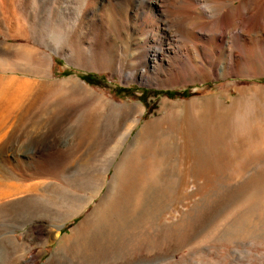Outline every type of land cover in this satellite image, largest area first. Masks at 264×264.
Masks as SVG:
<instances>
[{"label": "rangeland", "instance_id": "rangeland-1", "mask_svg": "<svg viewBox=\"0 0 264 264\" xmlns=\"http://www.w3.org/2000/svg\"><path fill=\"white\" fill-rule=\"evenodd\" d=\"M132 1L133 2L137 1L136 3L141 4L137 8L139 10L138 14L140 17H142L143 20L146 21L147 13L151 12L149 14H152L151 16L152 19L148 21L147 24L153 25V23H155L156 20L160 17L164 22H166L168 25L173 27L172 29H174L175 32H177L178 37L176 36L177 37L176 38L174 36L176 42L178 43L179 40H182L185 44H188L189 46H192L193 42L197 40L199 44L205 43V42L203 43V40L200 41V39H198V37L194 34H192L193 38L191 39L189 38L187 33H189L190 30H192L190 28H193L194 24H196L194 25V27L196 28L200 27L202 29V27L204 26L203 28L205 30L204 29L203 30L209 33L208 31L211 32V30L215 27L214 25L217 26L218 21H220L219 18L217 19L216 15L213 16L217 12L215 10H218V8L220 7V9L221 8L223 9V12H226L228 10L227 7H229V5L232 6L231 8H234L233 5L230 4L229 0H199L198 2L199 4L195 3V6L199 11L198 14L191 12L188 9L186 10V7H184L182 0H167L162 7L163 12L159 13L156 10L154 11L148 10L145 4H143L142 0L140 1L132 0ZM219 1L220 2L222 1V3H220ZM15 2L16 3H14V0L13 1L0 0V44H1L0 73L7 75L18 74V75H24L25 77L28 78L30 77L34 78L33 77L34 75H31L29 73V71L36 72L34 66L32 65L33 59H32V53L29 50V46L32 47L36 46L48 54L49 67L52 74L51 77L53 79H58L57 80L58 83L67 81V79H69L70 81L69 83L68 81L67 83L63 82L68 85L67 91H64L60 95L58 93L51 94L48 96V98L46 97L47 101L45 100L44 102L45 105L56 104L59 113H61L59 118L57 116L58 114L57 115L55 114V116H57L58 119L57 122L52 125L51 131L47 132L46 133L47 135L42 136L37 141V143H41V142L43 143L46 140L45 151L42 149L38 151V148H36V150L34 151L15 153V154L19 153L18 155L15 156H17L18 159L20 158L19 160L21 166L24 168L23 170V168L21 167L23 171L30 170V173L32 170L33 171L36 170V172L41 171L40 174L47 176L48 179L51 181L53 180L54 183L57 182V185L56 183L55 184L53 183L54 187L48 191H43L44 189L45 190L47 189L46 187L42 188V186L41 187L38 186L40 189L36 187V191L39 190L37 192L38 195L36 196V198L30 201L31 203L26 202L21 204L20 207L15 211V214H17V218L19 217L18 220L24 221V219L26 220L28 218H31V216L32 217L35 216L38 218L40 217V222L43 223V225L45 223L44 228L46 227L45 230H47L48 226L52 225V222L55 219L57 220L58 218L63 216V212L66 209L67 202L73 200L72 199L73 193H78L81 194L82 196H88L90 194L92 188V185L90 184L93 183V178L98 176L99 175L98 173L101 172V169H103L101 166L109 165L107 180H110L112 177V173L114 171V165L119 162L118 166L120 167V165L122 164V168L118 167L119 172L117 171V176H116L117 182H115L117 185L114 184V188L112 190L113 195L111 193V196L109 198L110 200L112 197V199L109 201L110 204L108 202L109 206L110 205L112 206V204L113 206L112 207L111 206L109 207L108 205H107L108 207L106 206L107 208L106 210L108 211V212L106 211V214L108 216L109 214H111L110 216L112 217L107 216L106 220L104 221L103 218H105L106 214L104 215V213H102L104 216L103 215L100 216V217L103 216V218L100 219V222H102L101 221L102 219L103 222L101 224L99 222V227L97 226L98 228H96L95 230L98 232L94 233L97 235V236L95 235L96 238L94 235H93L94 238H92L91 236L93 231L90 232L88 231L87 232L88 236H86L85 232L84 233L81 232L78 238L80 242L84 241V239L86 238L87 240L86 239L85 240L87 242L84 241V243L85 242L87 244L89 243L88 244L89 246L85 243L87 247H84L82 245L83 249L80 247V252L78 246H76L74 249V246H72V244L71 246L64 245V249H62L61 247L62 250H60V248L57 250L58 243H63V241L65 240L63 239V237L68 236L71 233V227L78 224L80 220L83 219L85 215L88 214V212L93 208L94 203L99 201L101 195L104 193V191L107 188L106 185H104L100 194L95 197L94 202L90 203L83 213L75 216L74 218L68 221H65L64 224L61 225L60 234L58 235L57 239H53L49 241L47 240V236H43L42 240L40 239L37 240V242L35 243L28 244L25 247L26 255L23 257L24 264H44L46 260L50 256H52L53 253H55L56 250L59 251L60 253L62 251L63 257H60L58 256V254H56V256H54L55 259H53L54 264H194L195 260H201L203 262L219 261L224 263V262H230L231 260L234 259H241V257L245 255L249 249L251 250H255L257 248L260 249V247L264 245V216L251 218V216H249L248 214L245 215L246 213H243V215L240 214L237 216L235 215L234 217L231 216L225 218L223 217V214L215 213L214 215V212L211 211L207 214V211H209L210 209L212 210L213 206H214L213 208L215 207L219 208L220 206L226 207V204H228V203L225 204L222 203L223 204L222 205L221 203H218L215 195L213 194L214 192H212L213 189L216 190V188H221L223 183L226 182V179L224 180V178H226L225 174H227L229 170L232 172L234 169H236V171H233L235 173H237L240 170L242 172L243 171L247 172L248 170H252V168L254 167V161L257 159L256 156L260 155L261 153L263 154L264 149L261 152L260 151L255 152V155L253 153L254 151L252 152L253 154L251 153L252 155L248 151V153L245 154L246 158H242V161L240 162V164H238L239 167L238 166L236 167L237 155L231 154L229 150L226 149L225 138L221 139L219 145H221L222 150L225 149L224 151L226 152V154L224 153V151L220 149V146L216 148L217 150L211 151L214 148L213 143L216 142V138L213 132L211 130H209L210 132L208 131V129H210L208 125L204 124L203 126V123H201V125L200 124L197 125V123L199 122H196V123H192L191 125L193 133L195 135V139H194L195 142L193 146H191L190 148L188 147L190 149V151L188 152H190L189 154H191L189 155L191 160H190V164L189 162L187 164L189 165L188 167L190 169L185 168V166L177 167L176 165L172 164L170 159L167 160V158L169 157H167L166 141L163 140L160 141L161 139L160 136L162 135V133L157 131H155L157 133V136L155 137L150 136L153 141H150V143L146 145L144 148H142L141 151L140 150L136 151L133 148L132 150H129L127 152L128 154L127 153L125 154L126 156L124 155L126 157L125 159L124 156L122 157V159L120 158L128 142L132 140L133 136L144 125L147 124L146 126L147 129L149 127V130L151 129L154 130L152 126L154 127L155 123L158 122V120H160L159 117L162 115V111H163L162 101H161L162 98L166 97L172 100L182 101L184 103L187 101H191L194 98L203 99V96L205 94L217 91L219 88L218 82L220 80L215 78V75L213 73L211 74L198 73L194 77H190V76L187 77L185 79V82L184 80L183 82L181 80V81H177V83L176 82L172 83L171 85L169 84L166 86L165 85L158 86L141 80L139 81V79L136 78L131 79L128 76H126L122 70H120V72L119 70L117 71V69H115L117 65V61L119 62L120 60V62L124 64V67L122 68H125L126 61L129 60L127 54L126 55L121 54L122 53L121 50L123 48V46L121 45H126L129 50H134L136 49V45H137L136 42L141 38V36L150 35V37H152L151 39L157 40V38L158 37L160 38L162 34L161 32L156 31V29L153 28L152 26L151 27L147 26L146 29H143V31H141V26L139 25V22L136 20L131 22L132 29L123 30L120 26L122 21L120 5L119 6L111 5L107 0H100L96 5V7L98 12H100L99 15L101 19V25L103 24L102 25L103 28L110 30L114 34L115 33L120 34V37L116 39V43L114 45L113 52L115 53L112 52L113 53L111 56L112 58L111 57L109 58L111 61L110 62L111 65H108V68H106V65H103L102 67V65L99 66L96 63L93 64V59L89 55L86 56V58L82 57L83 61H81L82 59H80L81 56L72 55L70 56V60L72 62L70 60L69 62L67 60L68 57H66L65 55L64 57L62 56L63 54H59L58 52L56 53L55 50L53 51L52 47L50 45L48 46L47 42L54 38L55 36L54 31L58 26H59L58 28L62 31L61 32V36H62L63 30L60 27L63 28L66 26L67 27L71 26V24H74V22L76 21L78 23L82 21L81 22L82 25L86 22L83 25L82 30L86 26L87 28L85 27L83 30L84 34L87 35L86 31L88 29V35L86 37L88 38L89 36L92 35V34L90 35V33L92 32V28L89 26L90 23L88 22V20H84L81 18L82 17L81 13L83 12V8L86 5V0H17ZM238 3L243 4L244 2L242 0H232V4H238ZM16 8H19V13L22 14L21 17L23 16L22 18H25L24 21L25 20L30 21V23L25 21L24 26L30 27V29L32 30V34H28L27 36L24 34L22 35L20 30L23 28V24L20 25L21 23L20 21L19 23H17L18 20H16L15 18V16L18 14ZM201 14H204L203 16L204 19L200 16ZM79 17L81 18V21H79L80 20ZM201 18L202 20L206 19L208 21H206V23L204 24H201L199 22L201 21ZM211 21L214 22L212 23ZM206 28L208 29L206 30ZM63 29L65 30V28ZM185 33L187 35H185ZM210 45L214 47L215 43L212 42L210 43ZM210 45L207 44L206 46L209 47ZM87 48H89V46H87ZM1 53L4 54L1 55ZM213 56L214 57L218 56L217 52L216 53L214 52ZM74 60H76V62L78 60V62L75 63ZM84 60L85 61L87 60V63ZM113 60L114 62H112ZM83 62H85L86 64L85 65L82 64ZM95 64L98 65L97 68ZM31 65H32V69H31ZM210 69H213V67L211 66ZM112 70L115 71L113 72ZM87 73L93 74L95 78H97L96 81L95 82L88 81L84 77V75ZM121 74H122V78H121ZM235 76L236 75H231L227 79L223 80V82H225V86L228 85L233 88V83L236 80H240L239 85L241 86H247V85L251 86V85H260V84L264 85V75H261L259 77H244V78L238 76L235 77ZM124 77L126 80H124ZM71 78L76 80L78 84L74 83L73 80H72L73 83L71 84ZM61 80L62 82H59ZM55 83L57 84V82ZM78 85L79 87L80 86L82 87H80L79 89ZM84 86L85 88L87 87L86 90H88L89 92L84 90L85 89ZM72 87L75 88L76 91L80 92V94L78 93V96H75L77 92L75 91V89L72 91L73 89ZM84 91H86V93ZM232 93L234 94L235 92L232 91ZM83 94L86 95L83 96ZM90 95H92L91 96L92 98L95 97L94 99L95 102L98 101L97 99H99L100 97V101L104 100L101 98H108L114 103L122 106L139 103L143 106L142 107L143 110L142 113L138 114L139 115L138 122L136 123V125L133 126V128L126 136H124L125 135L124 128L127 127V122H125L119 117L117 111L113 112L114 111L113 110L110 111L111 114L106 113L103 116L102 120L101 118H99L98 120L99 123L96 126L93 135L90 136L89 138H84L82 140L80 139L79 145L70 146L67 148L65 147V145H61V144L59 145L60 138H63L65 134L72 133L73 130L72 128H74L76 124L73 122V119L75 118L77 119L78 117V120L82 121L81 119H83L82 118L83 115L85 116L89 111L87 109L91 107L90 106L91 104H94V100L92 99L93 100L92 101L89 97ZM91 101L93 103H91ZM86 106L88 108H86ZM81 111L83 115H81L82 114ZM106 115H108V117ZM185 118L186 116L184 113L182 115H178L176 120H181L180 122H184ZM40 120L41 118L39 119V121ZM42 126H44V124ZM167 130L169 131V127H167ZM39 132H36V137ZM255 135L256 134L253 133L252 137H256ZM69 136L71 140L72 134H70ZM119 137L120 139L122 138L124 139V140L122 139L123 142L119 139ZM155 138L159 140L160 143L158 142L155 143L154 142ZM240 140H239L240 147L242 146L241 148H243V145H245L246 141L248 140V137H242L240 138ZM121 143L122 145L118 149ZM194 146L196 148H193ZM148 147L150 149H148ZM157 150H158V154H157ZM114 152L115 155L113 154ZM216 152H218V154ZM109 153L114 155V157ZM148 153L150 154V156ZM152 153L153 156L151 157ZM200 153H201V157H200ZM131 155L132 156L134 155V157L132 158ZM215 155L219 156L220 158L222 156L223 157L222 159H218V157L215 158ZM249 155L251 156L249 157ZM226 156H228V158H226ZM1 158H3V160L13 159L8 152L3 153L1 155ZM110 158L113 159L110 160ZM152 158H154V160ZM133 159L134 162L132 163ZM148 159H151V161ZM193 159L195 166L193 165ZM217 159L218 161H216ZM135 160H137V162ZM147 161L149 162L153 161L157 165L156 166L157 168L159 165L157 162L160 161L159 162L160 165L157 171L155 170L156 168L152 169L153 166L151 164H153V162L150 163L149 165L150 168L152 166L151 168L152 172L153 170L156 171L153 172L155 174L151 172L153 176L149 175L150 168H147L148 165ZM200 162H202V165L200 164ZM155 164H153L154 167ZM27 166L28 169H26ZM205 166L208 169H206ZM120 170H122L123 172H121ZM173 170H176L175 173L179 171L178 173L180 175L178 176V174H176L177 176L176 177ZM27 171L25 172L29 173V171L28 172ZM218 171L219 174H221V178L219 179L213 178L212 175H210L211 177L207 175L204 178L207 181L204 182L203 178L199 177V175L201 176L200 173L202 172H203L202 175H205L213 172L218 173ZM166 172H167L166 174L167 177L165 175ZM172 172L174 173V175ZM145 173L148 174L146 175V177L151 179L150 180L151 183L148 180L146 182L145 180L146 178L144 175ZM40 174L37 173V175ZM62 174L63 175L65 174L66 176L64 177V179L62 178L63 177ZM168 174L170 175L171 178L169 177ZM37 177H39L37 178L38 180L47 179L46 177L44 178L43 176H37ZM40 177L41 178L43 177V179H40ZM172 177L173 178L176 177V178L173 180ZM153 178L154 180L157 179L155 180L157 181V183L153 182ZM168 178H170V180ZM248 178L249 177H247L246 179ZM253 178H255L256 180V178L259 177L252 176L251 181H255L253 180ZM28 180L29 182L32 181V179L31 180L28 179ZM124 180H126L127 182L131 180V182L129 184V182L127 183ZM261 180L262 179H260V181ZM138 181L141 183H139ZM25 182L28 181L25 180ZM210 186L212 187L211 189ZM170 187L172 188L170 189ZM205 189L208 191H206ZM213 195L215 199H213V197L211 198V196ZM258 200L256 201L257 205L256 204H254L255 206L253 204H252L253 206L251 205V208H253V210L256 209L257 207H259L258 209H260L264 206L262 200L261 203ZM237 203H239V200L234 202L231 206H234ZM135 204H137L136 207ZM209 206L211 207L210 209ZM12 213L14 212H7V213L0 212V230H2L5 225L8 226L12 223V221H14L11 218L15 214ZM202 214L206 218L202 217ZM208 216H210L212 219L209 218ZM242 216L243 217L246 216V217L243 218ZM110 218H112L110 220L111 222L109 221ZM204 219H208V220H206L205 222ZM223 220H225V222ZM220 221L223 223H221ZM217 223L223 225H219ZM25 225L15 227L14 229L13 235L18 240L19 239L21 240L23 238V231L28 226L27 224ZM217 225L220 226L218 230L215 228L218 227ZM142 226H144L145 228L144 229L142 228L141 231ZM98 235L100 236V238ZM90 239L91 241H89ZM95 239L100 240L101 242L103 241V243L101 244V248L108 247L105 251L107 253L104 252L102 256L100 255L98 257L97 256L90 257L87 254L84 255L85 254V252H83L84 249L90 248V244L93 246V244L96 242ZM121 239L125 241L124 247L121 246L122 245L120 242ZM220 247H226L227 254L221 253L220 255H214L209 253L210 248H220ZM100 251H102V249H100ZM78 255L80 256L78 257ZM104 255H106V258ZM208 255H210V258ZM229 255L231 259L229 258ZM225 256L226 258L228 257L229 259L227 258L226 260Z\"/></svg>", "mask_w": 264, "mask_h": 264}, {"label": "bare ground", "instance_id": "bare-ground-1", "mask_svg": "<svg viewBox=\"0 0 264 264\" xmlns=\"http://www.w3.org/2000/svg\"><path fill=\"white\" fill-rule=\"evenodd\" d=\"M15 1L17 0H14V3H16ZM99 1L100 0H86V5L85 7L83 6L84 7L83 12L81 13L82 17L80 15L82 19L88 20V22L90 23L89 26L92 28V32L90 33V35L92 34L91 36H89L88 38L86 37L88 35V29L86 31L87 35L84 34L83 30L86 26L83 28V30H82V27L86 22L82 25L81 18L79 17L80 18L79 21H81L80 23H78L75 20L76 22H74V24H71V26H68V27L66 26L67 28L63 27L65 28V30L62 27H60L63 30L62 36H61L62 31L58 28L59 27L58 26L56 30L54 31L55 32L54 38L47 42L48 46L50 45L53 51L55 50L56 53L58 52L59 54H63L62 56L65 55L66 57H68L69 58V59L67 58L68 61L70 60V56L72 55H79L81 56L80 59H82V57L86 58V56L89 55L93 59V64L96 63L99 66L102 65V67L103 65H106V68H108V65H111L110 64L111 61L109 58L112 56L113 53H115L113 52L114 45L116 43V39L120 37V34L119 33L114 34L110 30L104 29L102 26L103 24L101 25V19L99 15L100 12H98L97 7H96ZM107 1L111 5H114V6L120 5L121 17H122L120 26L123 30L132 29L131 22L136 20L139 22V25L141 26V31H143V29H146L147 26L148 27L152 26L153 28L156 29V31L161 32L162 34V36L160 38L158 37L157 40L151 39L152 37H150V35L141 36V38L136 42L137 45H136V49L134 50H129L126 45H121L123 46L121 50L122 52L121 54L122 55L127 54L128 55L127 57H129V60L126 61L125 68H122L124 67V64H122L120 60L119 62L117 61V65L115 67L117 71L119 70L120 72V70H122L123 73H125V75L131 79L136 78V79H139V81L141 80V81L155 84L158 86L159 85L166 86L169 84L171 85L172 83H175V82L177 83V81H181V80L182 82L183 80L185 82V79L187 77L189 76L194 77L198 73H202V74L213 73L215 75V78L220 80L218 82V85H219L218 90L212 93L205 94L203 96V99L194 98L191 101H187L183 103L182 101H176V100H172L166 97L162 98L161 101H162L163 111H162V115L159 117L160 120H158V122L155 123L154 127L152 126L154 130L152 129L149 130V127L148 129L146 127L147 124L144 125L133 136L132 140L128 142L126 148L123 151V154L120 157L121 159L129 150H132L133 148L136 151L138 150L141 151V149L144 148L146 145H148L150 141H153L150 136H154V137L157 136V133L155 132L157 131V132L162 133L161 135L162 137L160 136L161 138L160 141L162 140L166 141L167 157H169L167 158V160L170 159L172 164L176 165L177 167L185 166V168L190 169L187 163L189 162L190 164L191 159L189 155L191 154H189L190 152L188 151H190L189 148L193 146L195 142L194 141L195 135L193 133L191 125L192 123H196V122H199L197 123V125L199 124L201 125V123H203V126L204 124L208 125L210 128L208 129V131L211 130L213 132L216 138V142L213 143L214 148L211 151L217 150L216 148H218V146H220V149H221L222 147L221 145H219V143L222 138H225L226 149H228L231 154L237 155L236 156V159H237L236 167L237 166L239 167L238 164H240V162L242 161V158H246L245 154H247L248 151L250 152V154L254 151L253 153L255 155V152L257 151L261 152L264 149V85L260 84V85H251V86H248V85L241 86L239 85L240 80H236L234 81L233 88H232L228 85L225 86V82H223V80L227 79L231 75H236L238 77H243V78L244 77H259L261 75H264V0H242L244 2L243 4L242 3L232 4V0H229L230 4L233 5L234 8H231L232 6L229 5V7H227L228 10L226 12H223V9L222 8L220 9V7L218 8V10H215L217 12L215 14L213 13L214 14L213 16L216 15L217 19L219 18L220 21H218L217 26L214 25L215 27L214 28L212 27L213 29L211 30V32L208 31L209 33H207L206 31H204L205 30L203 28L204 26L203 27L201 26L202 29L200 27L198 28L194 27V25L196 24L193 25V28H190L192 30H190V32L187 33L190 39L193 38L192 34H194L198 37V39H200V41L203 40V43L205 42L204 43L205 45L202 43L199 44L197 40L193 42L192 46L185 44L182 40H179V39L177 43L176 39H174L176 36L178 37L177 32H175L174 29H172L173 27H171L166 22H164L160 17L156 20L155 23H153V25L147 24V22L152 19L151 18L152 14H149L151 12H148L146 15V21L143 20L142 17H140L138 14L139 10L137 7H139L141 4L136 3L137 1H134V2L132 0H107ZM142 1H143V4H145V6L148 8V10L150 11L156 10L157 12L160 13V12H163L162 7L166 3L167 0H142ZM182 2L184 4V7H186V10L188 9L191 12L199 14V11L195 6V3H198L199 0H182ZM220 3H222V1ZM16 11L18 13L17 14L18 16L17 15L15 16L16 20H18L17 23H19L20 21L21 22L20 25L23 24V28L20 30L22 35L24 34L27 36L28 34H32V30L30 29V27L24 26L25 21L29 23L30 21L28 20L24 21L25 18H22L23 16L21 17L22 14L19 13V8H16ZM200 16L203 18L204 14H201ZM202 18H201V21H199L201 24H204L206 23V21H208L206 19L202 20ZM208 28H206V30ZM187 34L185 33V35ZM212 42L215 43L214 47L210 45V43ZM207 44H209L210 46L209 47L206 46ZM87 46H89V48H87ZM25 47H28V46H25ZM206 48L207 50L208 49L209 50L207 51ZM29 50L32 53V59H33L32 65L34 66V69L36 70V72L31 70L32 72L29 71V73L31 75H34L33 76L34 78H31V77L28 78V77H25L24 75H18V74L7 75V74L0 73V212H5V213L14 212L12 214H15V211L20 207L21 204L26 203V202L31 203L30 201L36 198V196L38 195L37 192L39 191V190L36 191V187L38 186L39 187L42 186V188L46 187L47 189L46 190L44 189L43 191H48L54 187L55 183L57 185V182L54 183L53 180L52 181L49 180L47 176L40 174L41 171L36 172V170L35 171L32 170L31 173H30V170H28L29 173L25 172L27 170L23 171L24 168L21 166V163L19 160L20 158L18 159V157L15 156V155H18L19 153L18 154H15V153L34 151L36 150V148H38V151H40V149L45 151L46 140L44 139L45 141L43 140L44 141L43 143L42 142L37 143V141L42 136L47 135L46 134L47 132L51 131L52 125L57 122V119L59 118L61 113H59L56 104L49 105L47 103L48 105H45L44 102L46 100V97L48 98V96L51 94L58 93L60 95L64 91H67L68 85L63 82H66V83L67 81L68 83L70 82L69 79H67V81L62 82L61 80L59 82H62V83H58L57 81L58 79H53L51 77L52 74H51V70L49 67V57L45 51H43L42 49L36 46L35 47L29 46ZM214 52L215 53L217 52L218 56L214 57L213 56ZM2 54L4 53H1V55ZM5 56H6V53H5ZM30 60H27V61H30ZM81 61H83V59ZM74 62L77 63L76 60H74ZM85 62L87 63V60ZM85 62H83L82 64L85 65L86 64ZM112 62H114V60ZM96 64L95 66L97 68L98 65ZM32 65H31V69H32ZM112 66H113V63H112ZM211 66L213 67V69H210ZM121 78H122V74H121ZM72 80L74 81V83L78 84L77 81L72 78H71V84L73 83ZM124 80H126L125 77H124ZM55 82H57V84ZM178 83H181V82H178ZM74 89L75 88H73L72 91ZM86 89L87 87L84 90ZM86 91L84 92L86 93ZM232 91H234L235 93L233 94ZM76 92L77 93L75 94V96H78V93L80 94V92L78 91ZM85 95L86 94H83V96ZM91 96L92 95L89 96L90 99L94 100L95 97L92 98ZM101 99H104V100L100 101V97L99 99H97L99 102L98 101L95 102L94 100V104H91L93 103L92 102L93 100L91 101L90 103L91 105L89 104L91 107L87 109L89 110L87 114L84 113L86 114L85 116L83 115L81 111L82 113L81 115H83L82 117L83 119H81L82 121L78 120V117L77 119L76 118L73 119V122L76 124H75V127L72 128L73 129L72 133L65 134L63 138H60L59 141L61 143L59 142V145L60 144L65 145L66 148L70 146L79 145L80 139L82 140L84 138H89L90 136L93 135L96 129V126L99 123L98 121L99 118H101L102 120L103 116L106 113L109 114L110 111H113V110H114L113 112L117 111L119 117L125 122H127V127L124 128L125 129L124 136H126L130 132L133 126L136 125V123L138 122L139 120L138 114L142 113L143 106L139 103L122 106V105H118L114 103L108 98H101ZM86 108L88 107L86 106ZM184 113L186 116V118L184 119V122H180L181 120H176L178 115H182ZM55 114L56 115L58 114L57 115L58 118L57 116H55ZM106 116L108 117V115ZM38 118L39 119L41 118V120L39 121ZM43 124L44 126H42ZM167 127H169V131L167 130ZM2 128L6 130H3ZM36 132H39L37 137H36ZM253 133L256 134L255 135L256 137H252ZM70 134H72L71 140L69 136ZM242 137H248V140L247 141L245 140L246 143L245 145H243V148H241L242 146L240 147V142H239L240 138ZM122 139L120 140L123 142L124 139L123 140ZM154 142L160 143L159 140H157L156 138L154 139ZM121 145L122 143L120 144L118 149L121 147ZM193 148H196V147L194 146ZM148 149L150 148L148 147ZM224 150L225 149H223L222 151ZM108 151H107V154H108ZM6 152H8L11 155V157L13 158L12 160L10 159L3 160V158H1V155ZM216 153L218 154V152ZM224 153L226 154L225 151ZM109 154L112 155L111 153ZM113 154L115 155V152ZM157 154H158V150H157ZM114 155L112 156L114 157ZM251 155H249V157ZM125 156H124V159L126 158ZM152 156H153V153L151 157ZM228 156H226V158H228ZM133 157L134 155L132 156V158ZM200 157H201V153H200ZM217 157L218 159H222L223 156L220 158L219 156L215 155V158ZM256 157L257 159L254 161V167L252 168V170H248L247 172L245 171L242 172L241 170L240 171L237 170L238 172L235 173L233 171H236V169L233 168L234 170L232 172L229 170L227 174H225L226 178H224V180L226 179V182L223 183L221 188H216V190L213 189L212 192H214L213 194L215 195L218 203H221V204L228 203V204H226V207L220 206L219 208H216V207L213 208L214 207L213 206L212 210L210 209L211 207L209 206L210 210L209 211H207L208 209L206 210L207 214L211 211V212H214V215L215 213L223 214V217L225 218H228L231 216L234 217L235 215L237 216L240 214L243 215V213H246L245 215L248 214L249 216H251V218L264 216V206L260 209H258L259 207H257L254 210L253 208H251V205L256 204L257 203L256 201L258 199L260 203H261V200H262V203H264V151H263V154L261 153L260 155ZM112 159L113 158H110V160ZM134 159L132 163L134 162ZM152 159L154 160V158ZM218 159L216 161H218ZM148 160L151 161V159H148ZM135 161L137 162V160ZM147 162H148L147 168H150L149 165L153 161L152 162L147 161ZM159 162L157 163L160 165ZM118 163L114 165V171L112 173V177L110 180H107V173H108L109 165L101 166L103 169H101V172L99 173L97 172L99 175L94 177L93 183L90 184L92 185V188L90 187L91 188L90 194L88 196H82L81 194L73 193V198H72L73 200H71L70 202L68 201L66 204V209L64 210V212L62 211L63 216L58 218L57 220L55 219L53 221L54 223L51 221L52 225L48 226L47 230H45L46 227L44 228L45 223L43 225V223L40 222V217L38 218L35 216L34 217L31 216V218H28L26 220L24 219L23 221V220H18L19 217L17 218V214L13 215L11 219L14 221H12V223L10 222L11 224L8 226L5 225L4 228L3 229L1 228L2 230H0V264H24L23 257L26 255L25 247L28 244L35 243L37 242V240H40V239L42 240L43 236H47V240L49 241L53 239H57L58 235L60 234L61 225L64 224L65 221H68L74 218L75 216L83 213L84 210L89 206V204L94 202L95 197L100 194L104 185H106L107 188L104 191V193L101 195V198L99 199V201L94 203L93 208L88 212V214L85 215L83 219L80 220L78 224L71 227V233L68 236L63 237V239H65L63 243H58L57 250L59 248L60 250H62L64 249V245L71 246V244L72 246H74V249L76 246H78L79 252H80V247L82 248V245L84 247H87L86 246L87 239L86 238H85L86 240L84 239V241H86L85 242L86 244L84 243V241H82L84 243L83 244L82 242L79 241L78 238L81 232L82 233L85 232L86 236H88L87 232L93 231L92 235L90 234L92 238H94L93 235L94 236L96 235L94 233L98 232L95 230L96 228L99 227L100 219L103 218V216L106 214V211H107L106 206L107 205L109 206L110 204L109 201L112 199L111 197V199L109 200L112 190L114 188V184L117 185L115 182H117L116 180L117 171L119 172ZM153 164L155 163L153 162ZM153 164H151L153 166V168L152 166L151 168L152 169L156 168L155 170L157 171V169L159 168V165L157 168L156 167L157 165L155 164V167H154ZM200 164L202 165V162H200ZM193 165L195 166L194 159H193ZM21 167L23 168V170ZM120 167L122 168V164L120 165ZM151 168L150 170L148 169L149 175L153 176V174H155L153 172H156V171L153 170L152 172ZM26 169H28V166ZM206 169L208 168L206 167ZM120 171L123 172L122 170ZM173 171L175 173L176 170H173ZM167 172H168V169H167ZM167 172L165 173V175L167 174ZM178 172L179 171L175 173V176L176 174H178V176L180 175ZM37 173L40 175H37ZM146 173L144 175L146 178L145 180L147 182V180L150 181L151 179L146 177V175H148ZM202 173H200L201 176L199 175V177L203 178L204 182L207 181L206 179H204L207 175L208 176L212 175V177L216 179L221 178V174H219V171L218 173L213 172V173H209L205 175H202ZM65 174L64 175L62 174L63 179L64 177H66ZM37 176H43L44 178L46 177L48 180L47 179L38 180L37 178L39 177ZM252 176L259 177L262 180L260 181L259 178H256V180L258 179L256 181L255 178H253V180L255 181H251ZM43 177L42 178L40 177V179H43ZM176 177L174 178L172 177L173 180ZM247 177H249L248 178L249 180L246 179ZM170 178L168 179L170 180ZM28 179L30 180L32 179V181L29 182ZM33 179H36V180H33ZM25 180H27L28 182H25ZM155 180L153 178V182L157 183V181ZM247 180L251 182H248ZM128 182L130 184L131 180H129ZM134 183H137V182H134ZM39 187L38 189H40ZM171 188L172 187H170V189ZM211 188L212 187L210 186V189ZM214 195L211 196V198L213 197V199H215ZM237 200H239V203L235 204L234 206H231ZM136 205L137 204H135V207ZM102 213H104V215ZM1 214H4V213H1ZM203 214H202V217H205ZM101 215L103 216L100 217ZM110 215L111 214H109L108 216L106 214L105 218H103L104 221L106 220L107 216L112 217ZM208 217L211 218L210 216ZM103 219L101 220L102 222H103ZM111 219L112 218H110L109 221ZM208 219H204L205 222ZM225 220L223 221L225 222ZM102 222H100V224ZM25 224H27L28 226L23 231V238L21 240L20 239L18 240L13 235L14 229L15 227L23 226ZM217 224L223 225L220 223H217ZM219 227L220 226L215 227V228L218 230ZM142 228L144 229L145 227L142 226L141 231H142ZM97 239H95L96 242L93 244V246L90 244V248L84 249L83 251L85 252L84 255L87 254L90 257L91 256L98 257L104 254V252L106 251L108 247L101 248V244L103 243V241L101 242L100 240H97ZM89 241H91V239ZM120 242L122 244L120 245L124 247L125 241L121 239ZM100 249H102V251H100ZM57 250L55 251V253H53L52 256H50L46 260L44 264H54L53 259H55L54 256H56V254H58V256L60 257H63L62 256L63 252L61 251L60 253ZM226 251H227L226 247L209 249V253L214 254V255H220L221 253H226ZM79 256L80 255H78V257ZM104 256L106 258V255ZM208 256L210 258V255ZM229 258H230V255H229ZM194 264H264V245L261 246L260 249L259 248L255 250L249 249L246 252V254L241 257V259H234V260H231L230 262H224V263L219 262V261L218 262L216 261L215 262L214 261L203 262L201 260H195Z\"/></svg>", "mask_w": 264, "mask_h": 264}, {"label": "trees", "instance_id": "trees-1", "mask_svg": "<svg viewBox=\"0 0 264 264\" xmlns=\"http://www.w3.org/2000/svg\"><path fill=\"white\" fill-rule=\"evenodd\" d=\"M84 77L88 80V81H92L95 82L97 78H95V76L91 73H87L84 75Z\"/></svg>", "mask_w": 264, "mask_h": 264}]
</instances>
